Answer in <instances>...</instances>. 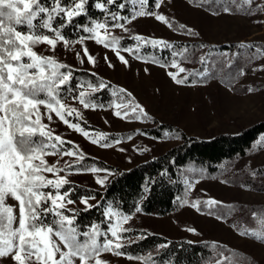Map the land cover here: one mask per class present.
Segmentation results:
<instances>
[{
	"label": "rangeland",
	"instance_id": "obj_1",
	"mask_svg": "<svg viewBox=\"0 0 264 264\" xmlns=\"http://www.w3.org/2000/svg\"><path fill=\"white\" fill-rule=\"evenodd\" d=\"M240 1V0H238ZM259 5V7H257ZM22 7V5L20 6ZM35 9V5L33 6ZM7 11V9H5ZM51 12V11H50ZM154 14L165 16L172 27L163 21H157L154 15L138 17L125 29H99V37L104 43L96 42V34L91 38L68 43L57 39L52 29L41 27L48 19V13H40L33 21L34 29L29 30L26 25L17 26L22 34L48 35L56 40L55 48L41 41L29 46L41 57L51 58L57 63L72 66L77 69L90 71L103 79L115 84L130 95L129 101L118 102L108 110L84 109L79 101L66 102L65 116L69 123H78L84 131L90 133L85 136L64 124L55 113H49L44 106H39L41 123L47 125L45 131H51L53 136L59 135L72 149L82 152L84 157L102 160L116 168L117 172L129 170L141 163L152 160L179 144L178 139H154L148 137L142 130L152 128L158 124H172L181 128L187 135L198 138H207L221 134H237L242 130L264 121V48L256 47L259 58L254 69L244 75L237 86H244L245 90L235 91L231 87L215 80L205 84L177 85L168 75L177 73V79L188 77L189 67L177 64V67H162L150 62L135 58L130 52L120 50L127 64L120 61L112 48L113 38H129L141 35L147 40L160 39L167 43L204 41L208 45L221 46L238 43L251 47L264 46V0H255L254 4L246 5L243 13L210 12L205 8L192 5L187 0H162ZM53 18L56 13H52ZM66 17V15H65ZM173 23L183 24L195 32L194 36L176 30ZM49 32L46 34L40 33ZM108 44L109 47H105ZM87 48L95 63L88 61L83 49ZM107 57V61L105 60ZM24 62H30L22 58ZM109 62L113 66H109ZM47 70L48 66L45 65ZM184 68V72H179ZM35 72V70H30ZM252 89V91H248ZM134 102L144 110L147 118L136 120L130 108H116L117 104ZM67 109H75L72 116H67ZM121 112L117 117L115 113ZM125 112L128 115H125ZM52 115V120L47 119ZM2 115V113H0ZM33 115L32 120H35ZM83 122V123H82ZM83 124V125H81ZM134 132L127 141H120L108 148L99 143L93 144L94 133H104L108 137L123 133ZM39 135V132L36 133ZM264 139V137L262 138ZM103 142V141H102ZM65 143V144H66ZM49 166L63 168L66 163H74L77 157H60L46 155ZM38 162V161H37ZM264 168V145H259L252 155L239 161L234 167V173L253 172ZM47 179L65 177L71 186H80L95 191H103L114 173L108 171L86 172L75 174L67 170L57 174L43 173ZM107 180L104 186L98 185L96 180ZM68 186H65L66 190ZM74 189V187H72ZM44 191H48L45 189ZM215 199L222 205L230 203L264 204V192L248 190L242 186H234L221 179L197 180L191 184V203L180 211L166 216L132 215L121 227L144 231L149 234H158L170 240L186 239L192 243H217L227 248L242 251L253 257L259 264H264V244L249 237H241L227 221L216 216L206 214L192 207L195 201ZM8 203L17 208V202L12 199ZM99 199L89 200V204L97 205ZM68 208L85 210L80 200ZM16 226V225H14ZM195 229V232L189 231ZM103 238V237H102ZM55 239V238H54ZM104 239V238H103ZM101 240V243L103 242ZM128 243V240H115L114 243ZM57 259L59 256L57 255ZM105 264H142L140 260H129L125 256H116L111 253L101 254L99 257ZM0 264H13L10 258L0 260ZM75 264H80L77 259ZM94 264V261L90 262Z\"/></svg>",
	"mask_w": 264,
	"mask_h": 264
},
{
	"label": "snow or ice",
	"instance_id": "obj_2",
	"mask_svg": "<svg viewBox=\"0 0 264 264\" xmlns=\"http://www.w3.org/2000/svg\"><path fill=\"white\" fill-rule=\"evenodd\" d=\"M210 2L211 0H204V3ZM217 2L219 3L221 0H217ZM224 2L227 3V0ZM230 2L240 7V3L250 5L254 4L255 0H240V2L230 0ZM127 3L139 4L143 9L145 5L149 4V0H121L119 3L117 0H103V2L93 0V6L108 13L109 18L103 23L95 22L93 27L84 26L83 32L96 34V42L104 43L99 37L98 30L105 29L109 20L113 27H124L121 21L128 22L130 17L121 15L120 10L125 9ZM72 4L74 6L60 7V0H55V6L50 12L47 7L39 3V0H0V113H2L0 115V260L10 258L13 264H75L77 259L80 264H90L92 261L94 264H105L99 259L101 254L111 253L118 257L125 256L121 249L145 236V234H140L135 240L127 237V244L114 243V239L122 240L124 239L123 233L132 231L130 228L121 227L132 217L131 214L114 210L112 207H108L103 213L108 220L106 230L101 231L99 224L90 225L83 231L79 230V225L75 223L79 211L67 207V205L76 203L72 199L74 189L70 182L63 176L57 179H47L43 175V173L55 175L69 169L75 174L101 171L99 168L86 169L80 165V161L85 159L83 153L64 148L66 141L62 140L59 135L53 136L51 131H45L47 125L41 123L39 106H44L49 113H55L59 120L70 128L77 132H83L85 136L90 135L88 131L81 128L80 124L69 123L65 116L66 105L59 98L62 87L69 85L73 77L71 68L57 63L51 58L41 57L29 46V43L36 45L43 41L55 48L56 40L50 39L48 35H35L34 33L25 35L13 26V24L26 25L29 30H33L35 27L33 21L37 19L38 15L48 13V19L42 23L41 27L51 29L52 13H64L67 17V24L62 27H67L72 23L73 17L87 15L86 5L89 4V0H78V2L72 0ZM21 5L22 7H20ZM109 5L117 8V11H111ZM153 5L158 7L159 0H153ZM223 11L229 13L231 9L225 6ZM146 15H154L157 21H163L170 28L172 27L171 22L166 20L165 16L153 12L133 11L131 17L134 19ZM5 20L8 21L7 26L4 24ZM179 29L190 36L195 35L192 29L185 28L183 24L179 25ZM53 31H55L56 38L63 41L67 47L69 41L59 30ZM83 39L84 37L81 36L80 40ZM132 39L136 41V47H124L123 51L135 52L137 58H140L138 53L142 44L163 49L173 47L164 40H147L141 35H135ZM119 45L120 41L113 38L111 45L113 50L118 59L127 64L128 61L117 50ZM104 46L109 47L108 44H104ZM240 47L246 46L240 45ZM184 51H188V49H184ZM83 52L89 62L95 63L87 48L83 49ZM172 55L183 56V52H173ZM22 58H27L30 62H24ZM105 60L107 61V57ZM154 62L164 66L158 58H154ZM200 62L206 65V57L201 56ZM233 62V60H229L226 67L231 69ZM215 64L214 61L213 66ZM45 65L48 66L47 70ZM109 66L113 65L109 62ZM171 66L177 67V62L172 60ZM63 68L68 70L60 71ZM33 69L35 72H30ZM184 71V68H179V72ZM207 74L208 69L205 68L204 71L191 75L206 78ZM239 74H244L243 69L239 70ZM168 75L177 85L188 82L187 76L177 79V73L169 72ZM100 87H105V85L101 82ZM66 90L71 91L70 88ZM92 91L95 92L97 89L93 88ZM248 91H252V89H248ZM85 95V92H80L74 99H77L84 109L97 108L96 104L86 101ZM116 108H130L136 120L142 117L147 118L144 110L134 102L117 104ZM75 112V109H67V116H72ZM33 115L36 117L34 121L32 120ZM115 115L120 117L121 112L117 111ZM125 115L127 116L128 113L125 112ZM47 119L51 121L52 115L49 114ZM37 132H39V140L35 138ZM92 143H99L101 147L108 148L113 143H120V140H111L104 133H94ZM256 143L264 145V139H258ZM46 155L74 156L77 159L74 163H66L65 167L59 168L55 165L49 166L44 158ZM106 180L107 175L102 179L98 178L96 183L104 186ZM66 185L68 188L62 191ZM45 189L48 191H44ZM9 199L17 202L18 215L16 214L17 208L8 203ZM91 199H95V196L79 198L80 203L85 206V210L99 206L89 204ZM183 203L187 204L188 201L184 200ZM201 203L211 207L218 202L215 199L195 201L192 203V207L199 210ZM135 212L139 214L141 208L135 207ZM49 216L51 219H48ZM260 223L262 227L259 231L242 230L238 234L241 237L252 236L256 241L264 243V219H261ZM189 231L195 232V229H189ZM98 237L104 238L102 243H98ZM158 247L166 248L168 245L165 243ZM125 258L140 260L142 264H155L151 255L147 257L126 255ZM227 259L229 264H242L239 259L233 260L231 257ZM217 264H225V262L221 259L217 261Z\"/></svg>",
	"mask_w": 264,
	"mask_h": 264
},
{
	"label": "trees",
	"instance_id": "obj_3",
	"mask_svg": "<svg viewBox=\"0 0 264 264\" xmlns=\"http://www.w3.org/2000/svg\"><path fill=\"white\" fill-rule=\"evenodd\" d=\"M161 1L159 0V5ZM187 1L192 5L215 13L222 12L225 6L231 9L230 12L236 13H243L244 9H246L245 4L240 3V7H237L230 0H227V3L224 0L219 3L217 0H211L210 3H204V0ZM99 2H103V0H99ZM117 2L119 3L121 0H117ZM39 3L47 7L49 11L55 6V0H39ZM70 6H74L72 0H60V7ZM108 7L111 11H117V8L111 5ZM86 9L87 15L82 14L78 17H73L72 23L67 27H62V25L67 24L65 14H56L50 22L51 29L59 30L64 38L70 42L80 40L81 36L84 39L91 38L93 33H84L83 27H93L95 22L103 23L109 17L108 13H104L93 6V0H89ZM157 9L158 7L153 5V0H149V4L145 5L143 9H141L139 4L127 3L125 9L120 10L121 15L130 17L128 22L121 21L124 27H113L109 20L106 28L112 30L125 29L134 19L138 18L132 19L131 14L133 11L139 12L143 10L146 13H155ZM4 24L7 26L8 21L5 20ZM13 26L17 29V25L13 24ZM173 27L176 30L183 31L179 29V25L176 23H173ZM43 31L40 30V33H49L46 32L47 30ZM118 40L120 41L118 46L120 50H123L124 47H136V41L133 39L125 37L118 38ZM171 45L173 46L171 49H163L142 44L138 53L140 58L138 59L160 66V64L154 62V58H158L164 64L162 67L171 66V61L175 60L177 64H185L189 67L190 72L186 83L205 84L217 80L233 90L241 92L245 90V87L237 86V83L244 78L245 74L250 73L254 69L259 58V52L256 47L264 48L261 44L253 45L252 48L248 46L241 48V44L238 43L211 46L204 41L180 42ZM184 49H188V51H184ZM173 52H183V56H173ZM131 54L137 58V53L131 52ZM201 56L206 57V65L201 64ZM229 60L234 61L231 69L226 67ZM214 61L216 62L215 66H213ZM68 67L71 68L73 77L69 85L62 87L61 97H59L62 103L78 101L74 97H77L80 92H85L86 101L97 105L95 109L108 110L116 103L126 102L131 98L127 92H121L120 87L90 71L77 69L72 66ZM205 68L208 69L206 78L191 75L192 73L204 71ZM241 69H243V75L239 74ZM67 70V68L60 69L62 72ZM229 73L231 75H228ZM101 82L105 87H100ZM68 88L71 91H67L66 89ZM93 88H96L97 91L93 92ZM142 133L157 140L178 139L179 144L152 160L120 172H117L116 168L104 161L92 157H85L84 160L80 161V165L86 169L99 168L101 171L114 173V177L108 182L103 191L72 186L74 187L72 199L75 201H78L81 197L88 196H95V198L99 199L98 207H92L89 210H78L79 215L75 223L79 225V230H86L93 224H99L101 231L106 230L108 220L103 213L108 207L125 214H131V216L137 214L135 212V207L137 206L141 208L140 213L145 215L166 216L174 214L192 202L191 184L201 179H221L234 186H242L244 189L264 192V168H258L251 173L245 171L234 173V167L239 161L258 150L259 145L256 142L258 139L263 138L264 121L237 134H221L205 139L187 135L176 125L158 124L155 120L154 126L142 130ZM133 135L135 133L130 132L109 136L108 138L127 141ZM35 138L37 140L40 139L37 134ZM64 148L72 149V146L66 143ZM69 171L73 172L71 169ZM254 173L255 175H253ZM184 200H187L188 203L184 204ZM200 210L227 221L238 233L242 230L259 231L262 227L260 220L264 219V204L230 203L227 205L216 204L211 207L202 204ZM48 219H51V216ZM140 234H145L144 238L121 249L125 256L147 257L151 255L155 264H217V261L221 259L224 260L225 264H229L227 259L229 257L233 260L239 259L242 264H259L250 255L217 243H192L186 239L170 240L158 234H149L138 230L123 233L122 236L125 240H127V237L135 240ZM246 237L255 240L252 236ZM102 239V237H98V243H101ZM165 243L168 247H158ZM214 245L215 247H213Z\"/></svg>",
	"mask_w": 264,
	"mask_h": 264
}]
</instances>
